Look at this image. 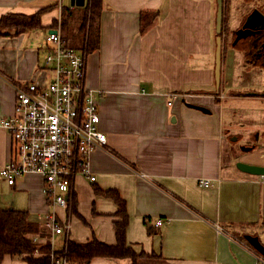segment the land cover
Listing matches in <instances>:
<instances>
[{"label":"crops","instance_id":"obj_1","mask_svg":"<svg viewBox=\"0 0 264 264\" xmlns=\"http://www.w3.org/2000/svg\"><path fill=\"white\" fill-rule=\"evenodd\" d=\"M84 5H72L71 0H0V17L42 10L41 28L0 34V117L13 112L15 83L46 80V32L57 27L60 31L64 8ZM216 8V0H102L99 46L86 57L85 85L95 94L98 128L107 141L88 156L95 180L77 175L69 208L56 210L68 227L61 234L47 233L53 250L63 249L67 240L115 244L119 206L101 192L115 190L124 201L125 241L139 254L136 264H255L244 235H255L264 245V177L242 172L235 163L264 165V153L245 150L232 163L225 156V105L237 101H226L224 86L242 57L221 47L217 88ZM224 10L225 0L223 16ZM151 13L156 16L151 18ZM143 14L151 20L141 29ZM255 70L251 83L264 87V70ZM244 93L236 96L264 99L262 94ZM9 154L10 137L0 126V169ZM200 179L209 185H199ZM10 208L26 211L44 228L51 207L39 174L28 173L14 185L0 176V209ZM157 219L162 224L156 226ZM31 236L37 244L45 242L37 233ZM55 242L61 248L52 247ZM0 264L27 263L4 255ZM87 264L133 260L97 256Z\"/></svg>","mask_w":264,"mask_h":264},{"label":"built area","instance_id":"obj_2","mask_svg":"<svg viewBox=\"0 0 264 264\" xmlns=\"http://www.w3.org/2000/svg\"><path fill=\"white\" fill-rule=\"evenodd\" d=\"M54 30L44 36L46 80L15 83L13 112L0 117V126L10 137L9 158L0 176L9 185L28 173L41 176L42 190L51 207L43 227L51 236L68 227L56 210L69 208L70 189L77 175L95 180L88 168V156L107 141L98 128L95 94L85 85L87 55L66 45L59 27ZM209 183L207 179L199 180L201 186ZM154 224H162V219ZM250 249L255 264H264V256ZM51 258L53 264H66L65 257L54 258L53 252Z\"/></svg>","mask_w":264,"mask_h":264},{"label":"trees","instance_id":"obj_3","mask_svg":"<svg viewBox=\"0 0 264 264\" xmlns=\"http://www.w3.org/2000/svg\"><path fill=\"white\" fill-rule=\"evenodd\" d=\"M102 10V0H87L84 7L77 9L64 8L61 13L60 33L66 45L83 51L86 55L99 46V22ZM42 10L32 14L8 13L0 17V34L22 32L41 28ZM141 15L140 28L150 24L151 18ZM112 198L119 206V219L114 222L116 243L106 244L93 239L85 244H78L67 240L63 249L53 250L49 236L44 228L29 219L24 210L0 209V262L4 255L20 257L27 264H53L54 258L65 257L69 264H87L93 257H131L136 264L138 256L125 241V227L127 213L124 201L115 190L101 191ZM37 233L45 238V242L37 244L31 236Z\"/></svg>","mask_w":264,"mask_h":264},{"label":"rangeland","instance_id":"obj_4","mask_svg":"<svg viewBox=\"0 0 264 264\" xmlns=\"http://www.w3.org/2000/svg\"><path fill=\"white\" fill-rule=\"evenodd\" d=\"M227 1L228 4H226V17L224 19V23L226 25L229 24V11H233L231 7L234 3H236L233 2V0ZM237 1L238 3L236 5H238V7L240 6L241 8L239 9L237 7L236 10L234 9L235 13L232 16L234 22L239 21L241 12L242 14H245L246 10L252 9L248 6L257 7V5L260 4L259 6H261V8L259 10L264 14V3L262 2V0ZM253 9L254 13L257 16V13H260V11L256 8ZM260 22L261 24H264V19L260 20ZM240 46L241 45H239L238 49L244 48ZM233 63L232 65L234 66ZM235 66L233 67L235 75L227 78V85L224 86V88H227V97L229 96L226 101H229L231 99H235V101H237L236 103L226 102L227 105H225V108L227 107L225 112L228 120L227 135L225 136L224 146L225 152L229 150L228 153L225 154V156L230 159L231 163L233 159L239 157V155H241L245 150H260L261 153H264V99H258L254 97L242 98L236 96V94L243 95L245 94L244 92H255L256 95H261L264 91V87L262 85H251L252 76L250 78L251 74H248L246 71L243 72L245 74L243 75L244 79L239 76L238 72H240L239 69L241 68V62L239 64L236 63ZM221 87L223 88V85ZM235 96L236 98H231ZM52 247H55V249L61 248V246L56 244V242L52 243Z\"/></svg>","mask_w":264,"mask_h":264},{"label":"flooded vegetation","instance_id":"obj_5","mask_svg":"<svg viewBox=\"0 0 264 264\" xmlns=\"http://www.w3.org/2000/svg\"><path fill=\"white\" fill-rule=\"evenodd\" d=\"M262 2L264 3V0ZM237 3L238 1L231 7L233 11H229V24L226 25L223 20L221 32L217 35L221 36V47L225 51L230 52L231 55L242 57L240 72H238L239 76L243 78V75H245L243 72L246 71L251 74V78L254 69L259 72L264 70V24L260 22V20L264 19V14L259 10L261 8L260 4L257 7L248 6L252 9L246 10L245 14L241 12L239 21L236 20L237 22H234L232 16L235 13L234 9L236 10L238 7ZM225 4H228L227 0H225ZM238 8L240 9L241 7L239 6ZM253 8L258 9L261 16L258 14L256 16ZM225 17L226 10H224L223 18L225 19ZM239 45L244 48L238 49Z\"/></svg>","mask_w":264,"mask_h":264},{"label":"water","instance_id":"obj_6","mask_svg":"<svg viewBox=\"0 0 264 264\" xmlns=\"http://www.w3.org/2000/svg\"><path fill=\"white\" fill-rule=\"evenodd\" d=\"M72 5L76 6H83L84 5V0H71ZM216 18H215V30L216 33L219 34L221 32V25H222V18H223V0H216ZM258 15L261 16L260 13H257ZM56 30L52 29L49 30V32H55ZM216 48H215V72H214V77H215V82H216V87H219L220 84V66H221V36L217 35L216 37ZM250 93H255V92H250ZM264 96V91L262 93ZM185 104L188 107L198 109L202 112H209V110L203 106L193 104L190 102H185ZM235 166L237 169H239L242 172H245L247 174L251 175H256V176H264V165L260 164H250L246 163L243 161H237L235 163ZM244 239L250 244L251 247H253L257 252L262 254L264 256V245L261 243L259 238L255 235L251 234H245Z\"/></svg>","mask_w":264,"mask_h":264}]
</instances>
